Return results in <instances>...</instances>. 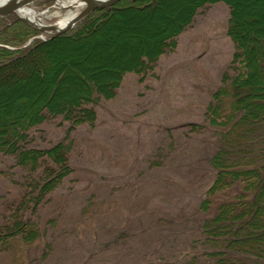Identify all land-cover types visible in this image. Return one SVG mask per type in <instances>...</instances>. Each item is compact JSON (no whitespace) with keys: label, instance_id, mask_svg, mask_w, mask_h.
<instances>
[{"label":"rangeland","instance_id":"obj_1","mask_svg":"<svg viewBox=\"0 0 264 264\" xmlns=\"http://www.w3.org/2000/svg\"><path fill=\"white\" fill-rule=\"evenodd\" d=\"M238 1L245 7L240 19L245 28L264 16V0ZM190 2L166 0V6L146 7L136 16H112L104 30L83 43L55 45L60 51L53 55L54 67L39 84L22 79V70L13 71L15 80L0 87V121L49 95L54 103L65 99L76 91L70 87L75 82H90L89 77L112 81L122 65L150 50L187 15ZM28 7L44 25L82 10L62 8L54 0H37ZM10 16L8 25L16 20ZM229 18L230 9L223 3L199 9L175 39L176 46L153 69L144 75L125 73L115 97L96 107L93 125H73L57 117L31 130L29 148L59 143L68 148L71 173L50 192L42 191L43 202L35 203L30 214H20L40 235L31 242L19 236L0 240V264L189 261L187 253L205 217L198 206L214 174L206 165L215 148L213 131L209 126L197 129L206 124L203 111L209 94L225 73L233 76L239 70L231 65L236 49L228 35ZM36 32L24 46L55 36ZM54 68L58 78L52 76ZM39 89L46 90L44 97L37 96ZM15 161L0 153V224L11 223L13 211L27 208L41 188L42 178L26 174ZM33 177L37 192L31 193L27 186Z\"/></svg>","mask_w":264,"mask_h":264},{"label":"trees","instance_id":"obj_2","mask_svg":"<svg viewBox=\"0 0 264 264\" xmlns=\"http://www.w3.org/2000/svg\"><path fill=\"white\" fill-rule=\"evenodd\" d=\"M216 3L230 9L228 35L236 49L231 65L235 64L234 69L239 70L233 76L225 73L221 84L209 94L203 111L206 124L197 129L209 126L213 131L215 148L206 165L214 174L198 206V212L205 217L199 223L198 238L191 243L192 252L187 253L186 264H264V16L253 19L252 27L245 28L240 22L245 7L238 0H191L185 10L187 15L150 50L136 54L137 59L130 65L121 66L112 81L99 83L96 77H89L90 82L78 80L70 86L71 92L76 91L65 99L54 103L49 95L46 100H37L34 106L30 102L26 112L1 119L0 153L14 157L15 165L26 174L41 177L43 185L38 184L39 193L30 198L27 208L21 207L17 215V209L13 211L11 223L0 224V240L19 236L34 241L39 231L20 214H30L35 203L43 202L42 191L50 192L71 173L68 148L61 143L47 149L29 148L31 130L57 117L73 125H93L96 107L101 101L115 97L125 73L144 75L153 69L162 54L176 46L175 39L189 27L196 12ZM165 4L166 0H122L112 7L93 11L63 34L46 41L32 39L27 46L24 45L36 30L15 19L8 25L6 21L11 16H0V87L15 80L13 71L18 70H22V79L30 78L29 82L45 81L47 70L54 67L53 55L60 51L55 45L69 42L79 45L98 29H105L112 16L123 19L129 14H141L146 7L159 9ZM57 71L54 68L53 77ZM83 82L85 88L81 90ZM29 90L34 93V89ZM45 92L36 90L37 96L44 97ZM33 181L34 177L27 186L31 193L37 192Z\"/></svg>","mask_w":264,"mask_h":264},{"label":"water","instance_id":"obj_3","mask_svg":"<svg viewBox=\"0 0 264 264\" xmlns=\"http://www.w3.org/2000/svg\"><path fill=\"white\" fill-rule=\"evenodd\" d=\"M35 1L37 0H11L9 4L0 7V16L14 15L16 20L24 22L27 26H30L39 32L49 33L56 36L58 34H63L69 28L73 27L75 23H78L89 16L93 11L114 6L122 0H79L83 4L82 10L60 29H58L56 25H44L39 21L31 20L30 18L22 17L17 14L18 10L23 7H28Z\"/></svg>","mask_w":264,"mask_h":264},{"label":"bare ground","instance_id":"obj_4","mask_svg":"<svg viewBox=\"0 0 264 264\" xmlns=\"http://www.w3.org/2000/svg\"><path fill=\"white\" fill-rule=\"evenodd\" d=\"M11 0H0V7L3 5L9 4ZM56 3L64 8V7H70V6H76V7H82V3L79 0H67V2H62L61 0H54ZM17 14L22 17L30 18L31 20L38 21L37 19V12L31 8V7H23L20 10L17 11ZM14 16V15H12ZM75 14L69 13L66 15L63 19L60 21L53 23V25H56L58 29L64 27L66 23H68L72 18H74ZM126 67V65H122V68Z\"/></svg>","mask_w":264,"mask_h":264}]
</instances>
